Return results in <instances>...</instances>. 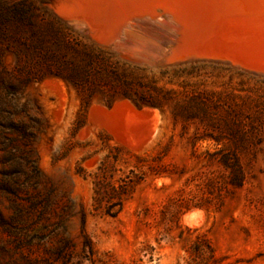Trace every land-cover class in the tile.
Returning <instances> with one entry per match:
<instances>
[{"label":"rangeland","instance_id":"1","mask_svg":"<svg viewBox=\"0 0 264 264\" xmlns=\"http://www.w3.org/2000/svg\"><path fill=\"white\" fill-rule=\"evenodd\" d=\"M181 1L0 0V264H195L202 233L217 259L210 264H264V28L220 17L208 0ZM40 31L55 52L59 39L94 45L162 107L123 97L108 106L99 92L86 111L62 78L35 81L45 66ZM115 147L165 173L110 217L93 208L90 174ZM228 147L245 174L240 188L220 163ZM185 202L191 209H180Z\"/></svg>","mask_w":264,"mask_h":264},{"label":"trees","instance_id":"2","mask_svg":"<svg viewBox=\"0 0 264 264\" xmlns=\"http://www.w3.org/2000/svg\"><path fill=\"white\" fill-rule=\"evenodd\" d=\"M27 9L18 8L14 10L17 17H24ZM22 19V24L24 23ZM27 22V21H26ZM57 52L47 45V32H39L36 47L41 52L39 56L45 63L35 77V81H42L47 75H54L65 80L81 96L82 104L86 111L91 106L97 93L104 96L105 104L112 106L117 99L123 97L130 99L138 108L145 106L161 108L162 100L155 97L147 98L143 94L135 91L131 84L122 80L123 75L119 74L117 63H111L109 59L102 57L101 51L97 52V47L83 44H72L59 39L57 42ZM210 136L190 139L192 148L202 140ZM208 138V139H209ZM129 155L126 157L122 151ZM223 149L222 151H224ZM227 154L220 160V163L229 171V184L233 188H240L245 182V174L240 169L237 156L228 147ZM221 151V150H220ZM210 159V154L206 152ZM133 157V158H132ZM162 158V157H161ZM123 163L131 167L128 172L119 168ZM122 172L119 178L117 173ZM165 172L158 166L145 164L143 157L139 154L121 147L112 149L100 162L97 170L90 174L93 177V208L101 210L104 215L116 217L124 208L126 201L131 197L136 186L146 181L148 178L156 179L163 177ZM195 207H205L204 204H195ZM180 209L185 211L191 209L188 202L181 204ZM183 210H179L178 213ZM193 252L200 262L195 264H210V259L216 262L215 252L211 249L210 241L206 234H200L193 243ZM211 253V254H210Z\"/></svg>","mask_w":264,"mask_h":264},{"label":"bare ground","instance_id":"3","mask_svg":"<svg viewBox=\"0 0 264 264\" xmlns=\"http://www.w3.org/2000/svg\"><path fill=\"white\" fill-rule=\"evenodd\" d=\"M162 1H163V0H162ZM168 1H170V0H168ZM186 1H187V0H186ZM196 1H198V0H196ZM208 1L210 2V5L215 9L216 13H217L220 17H222L225 13H231V14L233 13V15H234V14H238V15L241 16V17L243 16V17L249 18V20H251V22H253V24H251V25L254 26V25L256 24L258 27L260 26V27H263V28H264V0H208ZM107 2H108V1H107ZM145 2H146V1H145ZM182 2H184V0L181 1V3H182ZM191 2H192V1H191ZM191 2H190V3H191ZM108 3H109V2H108ZM114 3H115V2H114ZM140 3H141V2H140ZM140 3H139V5H140ZM155 3H156V2L154 1V4H155ZM171 3H173L172 0H171ZM171 3H170V4H171ZM175 3H178L177 5L180 4L179 2H176V0H175ZM109 4H110V3H109ZM148 4H149V3H148ZM183 4H185V3H183ZM206 4H207V2H206ZM156 5H158V3H157ZM167 5H169V4H167ZM79 6H80V5H79ZM114 6H115V5H114ZM174 6H175V5H174ZM188 6H189V5H188ZM211 6H210V7H211ZM137 7H138V6H137ZM149 7H150V4H149ZM149 7H148V8H149ZM154 7H155V6H154ZM156 7H157V6H156ZM169 7H170V6H169ZM185 7H186V6H185ZM204 7H205V5H204ZM206 7H207V6H206ZM210 7H209V8H210ZM109 8H110V7H109ZM109 8H107V9H109ZM133 8H134V7H133ZM141 8H142V7H141ZM143 8H144V7H143ZM152 8H153V7H152ZM159 8H161V7H160V4H159ZM174 8H175V7H174ZM176 8H178V7H176ZM182 8H184V6H183ZM193 8H194V7H193ZM195 8H196V7H195ZM209 8H208V9H209ZM136 9H137V8H136ZM156 9H157V8H156ZM166 9H167L166 7L162 6V10H164V11L167 12ZM184 9H185V8H184ZM186 9H188V8H186ZM201 9H202V6H201ZM214 9H213V10H214ZM110 10H111V9H110ZM132 10H133V9H132ZM142 10H143V9H142ZM147 10H148V9H147ZM174 10H175V9H174ZM176 10L178 11V9H176ZM204 10H205V9H204ZM204 10H201L200 12H202V11H204ZM206 10H207V8H206ZM116 11H117V10H116ZM144 11H146V10H144ZM171 11H172V8H171ZM180 11H181V10H180ZM190 11H191V10H190ZM136 12H138V11H136ZM139 12H140V11H139ZM149 12H150V11H149ZM149 12H148V13H149ZM155 12H156V11H155ZM155 12L152 10V11H151V14L154 15ZM158 12H159V11H158ZM158 12H156V13H158ZM161 12H162V11H161ZM172 12H173V11H172ZM178 12H179V11H178ZM178 12H177V13H178ZM182 12H183V11H182ZM143 13H144V12H143ZM163 13H164V12H163ZM175 13H176V11H175ZM177 13H176V14H177ZM186 13H187V12H186ZM134 14H136V13H134ZM134 14H132V15H134ZM144 14H145V13H144ZM144 14H143V15H144ZM158 14H159V13H158ZM160 14H161V13H160ZM176 14H173V16H174L175 18H176V17H179V16L176 15ZM124 15H125V14H124ZM139 15H142V14H139ZM163 15H164V14H163ZM189 15H190V14H189ZM202 15H203V13H202ZM207 15H208V12H207ZM161 16H162V15H161ZM200 16H201V15H200ZM210 16H212V15H210ZM236 16H237V15H236ZM182 17H183V14H182ZM182 17H181V18H182ZM185 17H186V16H185ZM188 17H189V16H188ZM191 17L194 18L193 15H192ZM223 17L225 18V16H223ZM229 17H232V16L229 15ZM158 18H159V17H158ZM160 18H161V17H160ZM204 18H205V16H204ZM224 18H223V19H224ZM227 18H228V17H227ZM232 18H233V17H232ZM237 18L240 19V17H237ZM237 18H236V19H237ZM246 18H245V19H246ZM90 19H91V18H90ZM171 19H172V17H171ZM197 19H198V17H197ZM241 19H242V18H241ZM243 19H244V18H243ZM245 19H244V21H245ZM173 20H174V19H173ZM181 20H183V22L185 21L184 18L181 19ZM209 20H210V19H209ZM209 20H208V21H209ZM224 20H225V19H224ZM226 20H227V19H226ZM232 20H233V19H232ZM234 20H235V19H234ZM249 20H248V21H249ZM179 21H180V20H179ZM195 21H196V20H195ZM198 21H199V20H198ZM201 21H204V19H202ZM229 21H231V20H229ZM236 21H237V20H235V22H236ZM248 21H247V22H248ZM181 22H182V21H181ZM237 22H238V21H237ZM245 22H246V21H245ZM245 22H244V23H245ZM247 22H246V23H247ZM249 22H250V21H249ZM186 23H187V22H186ZM186 23H184V24H186ZM188 23H189V22H188ZM191 23H192V22H191ZM191 23H190V24H191ZM214 23H215V22H214ZM227 23H228V21H227ZM229 23H230V22H229ZM232 23H233V22H232ZM240 23H242V21H241ZM174 24H175V23H174ZM184 24H183V25H184ZM192 24H193V23H192ZM192 24H191V25H192ZM219 24H220V23H219ZM223 24H224V23H223ZM235 24H236V23H235ZM248 24L250 25V23H248ZM178 25H180V24H178ZM183 25H182V26H183ZM196 25H197V24H196ZM217 25H218V24H217ZM242 25H243V27H244L245 24H242ZM242 25H241V26H242ZM246 25H247V24H246ZM194 26H195V25H193V28H194ZM207 26H208V25H207ZM207 26H206V27H207ZM221 26H222V25H221ZM197 27H198V25H197ZM199 27H200V26H199ZM211 27H212V26H211ZM211 27H209V28H211ZM234 27H235V26H234ZM185 28H186V27H185ZM201 28H202V27H201ZM225 28H226V27H225ZM239 28H240V27H239ZM246 28H247V26H246ZM198 29H199V28H198ZM202 29H203V28H202ZM204 29H205V28H204ZM213 29H214V28H213ZM220 29H221V28H220ZM254 29H255V27H254ZM258 29H260V28H258ZM178 30H179V29H178ZM180 30H181V29H180ZM189 30H190V28H189ZM191 30H192V29H191ZM195 30H196V29H195ZM199 30H200V29H199ZM208 30H210V29H208ZM208 30H207V32H209ZM218 30H219V29H217V31H218ZM232 30H233V29H232ZM234 30H235V29H234ZM246 30H247V29H246ZM256 30H257V29H256ZM185 31H186V30H185ZM192 31H194V29H193ZM192 31H191V33H193ZM202 31L205 32V30H202ZM249 31H250V29H249ZM258 31H260V30H258ZM262 31H263V30H262ZM262 31L260 32V34H263ZM182 32H183V31H182ZM243 32H246V31H243ZM243 32H242V33H243ZM256 32H257V31H256ZM191 33H190V35H191ZM198 33H199V32L197 31V34H198ZM210 33H213L212 36H214V32H211V31H210ZM224 33H225V32H224ZM234 33H235V31H234ZM247 33H248V32H247ZM247 33H246V37L250 35L249 33H248L249 35H247ZM180 34H181V32H180ZM232 34H233V33H232ZM244 34H245V33H244ZM258 34H259V32H258ZM260 34H259V35H260ZM181 35H183V34H181ZM202 35H203V34H202ZM206 35H208V34H206ZM210 35H211V34H210ZM230 35H231V34H230ZM233 35H234V34H233ZM238 35H239V34H238ZM241 35H242V34H241ZM255 35H256V34H255ZM255 35H254V36H255ZM263 35H264V34H263ZM188 36H189V35H188ZM191 36H192V35H191ZM193 36H194V35H193ZM195 36H197V35H195ZM200 36H201V35H200ZM212 36H211V37H212ZM222 36H223V35H222ZM257 36H258V35H257ZM257 36H256V37H257ZM260 36H262V35H260ZM260 36H259V37H260ZM180 37H181V36H180ZM180 37H179V38H180ZM211 37H208V38H211ZM228 37H229V36H228ZM232 37L234 38V37H236V36L234 35V36H232ZM232 37H231V36L229 37L230 39H232V40H230L231 42H233V41L236 40V39L233 40ZM242 37H245V35L242 36ZM242 37H241V38H242ZM246 37H245V38H246ZM181 38H187V35H186V37L182 36ZM238 38H239V37H238ZM249 38H251V37H248V40H249ZM253 38H255V37H253ZM263 38H264V37H263ZM177 39H178V38H177ZM189 39H191V38L189 37ZM194 39H195V38H194ZM202 39H203V38H202ZM206 39H207V37H206ZM222 39H223V38H222ZM226 39H227V38H226ZM255 39H256V38H255ZM259 39H261V38H259ZM178 40H179V39H178ZM184 40H185V39H183L182 41H184ZM191 40H192V39H191ZM204 40H205V39H204ZM213 40H214V39H213ZM246 40H247V39H246ZM176 41H177V40H176ZM186 41H187V39H186ZM186 41H184V42H186ZM236 41L238 42V40H236ZM180 42H181V41H180ZM190 42H191V41H190ZM194 42H196V40H195ZM197 42H198V41H197ZM199 42H200V41H199ZM208 42H209V41H208ZM231 42H230V43H231ZM237 42H236V43H237ZM245 42H246V41H245ZM251 42L253 43V41H251ZM257 42H258V41H257ZM257 42L255 41V44H258ZM260 42H261V41H260ZM175 44H176V43H175ZM182 44L185 45L183 42H182ZM187 44H188V43H187ZM190 44H191V43H190ZM192 44H193V42H192ZM247 44H251V43H247V42H246V47H248ZM253 44H254V43H253ZM259 44H260V43H259ZM177 45H178V44H177ZM183 45H182V47H183ZM193 45H194V44H193ZM198 45H199V44H198ZM205 45H206V44H205ZM228 45H229V44H228ZM251 45H252V44H251ZM191 46H192V45H191ZM241 46H242V43H241ZM243 46H244V48H245V45H243ZM255 46H256V45H255ZM259 46H260V45H258V47H259ZM179 47H180V46H179ZM179 47H178V49H179L178 53H179V52H182V51H180V50H182V47H181V48H179ZM186 47H188V46H186ZM186 47H184V48H186ZM193 47H195V46H193ZM239 47H240V46H239ZM261 47L264 48L263 46H261ZM184 48H183V49H184ZM219 48H221V47H219ZM252 48H253V47H252ZM256 48H257V47H256ZM262 48H260L261 51L263 50ZM175 49L177 50V48H175ZM242 49H243V48H242ZM176 50H175V51H176ZM189 50H190V49H189ZM192 50H194V49H192ZM210 50H212V49H210ZM224 50H225V49H224ZM220 51H221V50H220ZM220 51H219V52H220ZM225 51H226V50H225ZM251 51H252V50H251ZM258 51H259V49H258ZM183 52L185 53V52H187V51H183ZM204 52H205V51H204ZM247 52H248V50H247ZM256 52H257V51H256ZM173 53H175V55L177 54L176 52H173ZM184 53H183V54H184ZM191 53H194V52L192 51ZM214 53H215V52H214ZM214 53H213V55H214ZM251 53H252V52H251ZM260 53H261V52H260ZM187 54H188V53H187ZM194 54H196V53H194ZM194 54H193V55H194ZM201 54H203V53H201ZM201 54H200V55H201ZM221 54H222V53H221ZM244 54H245V53H244ZM254 54H255V53H254ZM179 55H180V54H179ZM179 55H178V57H180ZM193 55H192V56H193ZM205 55H207V53H206ZM209 55H210V54H209ZM216 55H217V54H215V56H216ZM219 55H220V54H219ZM223 55H225V54H223ZM223 55H222V56H223ZM170 56H171V55H170ZM172 56H173V55H172ZM172 56H171V57H172ZM176 56H177V55H176ZM203 56H204V54H203ZM203 56H202V57H203ZM220 56H221V55H220ZM220 56H219V57H220ZM222 56H221V57H222ZM225 56H226V55H225ZM251 56H252V54H251ZM256 56H257V55H256ZM261 56H262V55H261ZM178 57H177V58H178ZM184 57H185V56H184ZM199 57H200V56H199ZM199 57H198V58H199ZM204 57H206V56H204ZM216 57H217V56H216ZM221 57H220V58H221ZM177 58H176V59H177ZM186 58H187V56H186ZM213 58H215V57L213 56ZM222 58H224V56H223ZM206 59H207V58H206ZM225 59H226V58H225ZM227 59H228V58H227ZM227 59H226V60H227ZM231 59H233V58H231ZM234 59H235V58H234ZM246 59H247V58H246ZM263 59H264V58H263ZM172 60H173V59H172ZM177 60H178V59H177ZM183 60H184V59H183ZM185 60H186V59H185ZM223 60H224V59H223ZM229 60H230V58H229ZM229 60H228V61H229ZM248 60H249V59H248ZM173 61H174V60H173ZM180 61H181V60H180ZM177 62H179V61H177ZM238 62H239V61H238ZM244 62L247 63L246 61H244ZM230 63H231V62H230ZM233 63H234V62H233ZM238 64H239V63H238ZM243 64H244V63H243ZM248 64H249V63H248ZM255 64H256V63H255ZM230 65H231V64H230ZM245 65H246V64H245ZM231 66H232V65H231ZM246 66H247V65H246ZM252 66H254V65H252ZM237 67H240V66L238 65ZM242 67H243V65H242ZM243 68H244V67H243ZM246 68H247V67H246ZM246 68H245V69H246ZM253 69H254V68H253ZM185 219L188 220V221H190V220L192 219V215H191V214L186 215ZM196 222H197V221H196Z\"/></svg>","mask_w":264,"mask_h":264}]
</instances>
